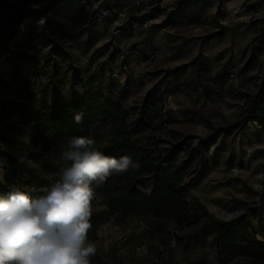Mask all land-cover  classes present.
Masks as SVG:
<instances>
[{
	"label": "rangeland",
	"instance_id": "1",
	"mask_svg": "<svg viewBox=\"0 0 264 264\" xmlns=\"http://www.w3.org/2000/svg\"><path fill=\"white\" fill-rule=\"evenodd\" d=\"M261 34L264 0H0L2 175L3 140L23 162L24 120L54 90L61 103L78 97L91 77L96 92L111 91L131 117L145 99L162 106L134 138L150 148L178 146L174 159L187 161L186 200L197 219L162 238L147 233L142 218L111 219L88 231L97 249L90 264H264V124L243 127L240 118L245 95L264 76ZM115 50L126 53L115 67L125 87L111 76ZM151 188L142 182L144 193ZM105 204L94 191L91 215ZM205 213L242 225L243 241L218 244L211 228L200 230Z\"/></svg>",
	"mask_w": 264,
	"mask_h": 264
},
{
	"label": "trees",
	"instance_id": "2",
	"mask_svg": "<svg viewBox=\"0 0 264 264\" xmlns=\"http://www.w3.org/2000/svg\"><path fill=\"white\" fill-rule=\"evenodd\" d=\"M262 38L264 34L258 35L255 42L264 43ZM87 82L78 97L65 103L59 101V94L54 90L52 104L24 120V126H30L25 159L19 163L9 157L8 166L3 168L0 195L7 194L13 185L31 190L34 197L43 195L39 189L47 175L61 171L70 163L61 155L67 140L72 136H91L96 141L94 147L97 150L117 158L130 155L139 162L140 168L112 175L104 183L94 186V191L104 196L106 206L103 211L91 215L88 231L94 232L111 219L129 217L144 219L146 232L157 238L166 235L171 226L192 225L197 215L186 200V188L193 178H189L187 161L177 162L174 159L178 146L170 144L169 147L159 148L155 142L150 148L148 142L140 145L134 138L142 120L149 121L160 115L162 106L153 99H145L135 117H131L130 113L111 100V91L104 96L96 92L97 86L91 77ZM77 113L83 115L81 124L74 122ZM240 118L243 127L248 122L264 124V76L259 79L256 89L245 95ZM145 181L152 183L149 194L141 189ZM204 217L205 223L200 230L211 228L218 244L243 241L242 225L222 222L208 213ZM170 236L176 238L174 233H170ZM150 246L156 252L153 245ZM165 246L169 251V244L165 243ZM156 254L159 255V252Z\"/></svg>",
	"mask_w": 264,
	"mask_h": 264
},
{
	"label": "clouds",
	"instance_id": "3",
	"mask_svg": "<svg viewBox=\"0 0 264 264\" xmlns=\"http://www.w3.org/2000/svg\"><path fill=\"white\" fill-rule=\"evenodd\" d=\"M74 122H83L82 113ZM95 143L91 136L70 137L61 153L70 163L43 195L16 185L0 195V264H90L97 251L88 240L94 186L140 168L130 155H105Z\"/></svg>",
	"mask_w": 264,
	"mask_h": 264
},
{
	"label": "crops",
	"instance_id": "4",
	"mask_svg": "<svg viewBox=\"0 0 264 264\" xmlns=\"http://www.w3.org/2000/svg\"><path fill=\"white\" fill-rule=\"evenodd\" d=\"M111 69H112V67H111ZM113 70V73L115 74V77H116V79H117V81H118V83L121 85V86H125L124 84H125V81H126V76H125V74L122 72L121 73V70L119 69V68H113L112 69ZM53 94H51V101H50V103H48V104H45L43 107H45V106H50L51 104H52V102H53V96H52ZM29 139V138H28ZM3 152L2 153H4V154H6V156L9 158H14L15 160H18L19 158H20V156H17V155H15V154H17V150L15 149V148H13L9 143H7V141H5V139L3 140ZM28 144V140H27V142L25 143V145H24V147H23V149L26 147V145ZM23 159V158H22ZM21 159V160H22Z\"/></svg>",
	"mask_w": 264,
	"mask_h": 264
},
{
	"label": "built area",
	"instance_id": "5",
	"mask_svg": "<svg viewBox=\"0 0 264 264\" xmlns=\"http://www.w3.org/2000/svg\"><path fill=\"white\" fill-rule=\"evenodd\" d=\"M125 52L123 51V50H120V51H116L115 50V53H114V55L112 56V58H111V67H112V69L114 68V67H117L118 65H120L121 64V62H122V60H123V58H124V56H125ZM111 69V76L112 77H115V74L113 73V70Z\"/></svg>",
	"mask_w": 264,
	"mask_h": 264
}]
</instances>
